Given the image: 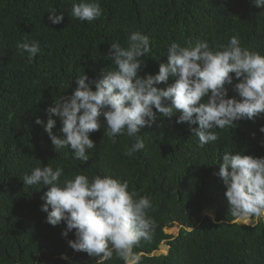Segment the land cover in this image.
I'll return each mask as SVG.
<instances>
[{
	"label": "trees",
	"instance_id": "obj_1",
	"mask_svg": "<svg viewBox=\"0 0 264 264\" xmlns=\"http://www.w3.org/2000/svg\"><path fill=\"white\" fill-rule=\"evenodd\" d=\"M73 2L0 0V264H95L68 246L75 236L62 235L64 223L45 222L41 206L48 188L22 181L26 172L48 164L63 167L61 180L78 173L108 175L127 180L129 191L149 197L154 210L148 215L156 227L152 240L141 241L136 249L142 253L140 264H264V219L254 227L233 224L226 188L215 175L225 151L264 157V133L259 131L264 116L217 130L218 141L201 149L188 124L176 123L178 114L169 118L157 111L155 123L139 133L145 148L132 158L123 153L134 139L118 136L113 143L101 117L100 130L90 135L97 146L89 151L87 164L73 159L69 149L55 152L44 126L35 123L37 118L46 123L45 109L75 91L77 76L99 78L111 66L103 59L110 44L126 47L133 31L150 38L141 76L158 73L172 42L186 46L199 38L215 50L238 34L242 47L264 55V9L253 7L251 0H100L103 15L90 24L70 18ZM49 8L64 16L62 23L51 24ZM25 38L41 45L31 63L15 47ZM172 83L170 78L157 87ZM233 97L239 99L228 86V98ZM54 119L53 133L60 135L61 122ZM209 209L216 212L215 222L204 215ZM174 222L179 234H167L165 225L173 228ZM163 244L169 253L153 255ZM106 264L123 262L114 256Z\"/></svg>",
	"mask_w": 264,
	"mask_h": 264
},
{
	"label": "clouds",
	"instance_id": "obj_2",
	"mask_svg": "<svg viewBox=\"0 0 264 264\" xmlns=\"http://www.w3.org/2000/svg\"><path fill=\"white\" fill-rule=\"evenodd\" d=\"M251 3L264 9V0ZM47 11L51 24L63 22L64 16L57 15V9ZM69 15L91 24L103 15V9L100 0H74ZM185 45L172 42L167 48V62L160 64L158 73L141 76L147 67L144 57L151 51L150 38L133 31L126 47L119 42L110 44L103 59L111 61V66L102 69L99 78L90 79L86 73L77 76L75 91L60 96L54 106L45 109L46 123L39 118L35 123L44 126L55 152L69 149L73 159L87 164L89 151L97 146L90 135L100 130L101 117L106 124L105 136L113 143L118 136L134 139L123 153L132 158L145 148L139 133L155 123L157 111L169 118L178 114L176 123L188 124L201 149L218 141L219 131L264 116V55L242 47L238 34L215 50L199 38ZM15 47L21 55L28 54L29 63L41 53L35 39L25 38ZM170 78L174 79L170 86L157 87L168 84ZM228 86L239 99L228 98ZM54 117L61 122L60 135L53 133L57 125ZM259 131L264 133V126ZM218 166L215 175L226 188L231 222L254 227L264 219V157L225 151ZM63 176V167L54 169L48 164L22 177L25 186L48 188L41 206L47 213L45 222L52 226L64 223L62 235L75 236L67 240L68 246L86 253L95 264H106L114 256L123 264H140L142 253L136 249L141 241L152 240L156 227L148 215L154 210L149 197L129 191L127 180L108 175L78 173L61 180ZM208 215L215 222L214 213Z\"/></svg>",
	"mask_w": 264,
	"mask_h": 264
},
{
	"label": "rangeland",
	"instance_id": "obj_3",
	"mask_svg": "<svg viewBox=\"0 0 264 264\" xmlns=\"http://www.w3.org/2000/svg\"><path fill=\"white\" fill-rule=\"evenodd\" d=\"M209 212L214 213V216H216V212L213 209L207 210L204 215L209 216L208 215ZM241 225H244V224H241ZM164 230H165V232L167 234H170V235H178V233L180 232V227L179 226H175L173 228L164 227ZM167 251H168L167 246L163 245L161 247V249L156 254H158V255L167 254Z\"/></svg>",
	"mask_w": 264,
	"mask_h": 264
},
{
	"label": "water",
	"instance_id": "obj_4",
	"mask_svg": "<svg viewBox=\"0 0 264 264\" xmlns=\"http://www.w3.org/2000/svg\"><path fill=\"white\" fill-rule=\"evenodd\" d=\"M169 223H171V222H169ZM169 223H167L166 225H168ZM175 223V222H174ZM177 224V223H176ZM166 225H165V227H166ZM169 248V247H168ZM170 249V248H169ZM157 253V252H156ZM156 253H154L153 255H155ZM167 254H168V252H167Z\"/></svg>",
	"mask_w": 264,
	"mask_h": 264
}]
</instances>
